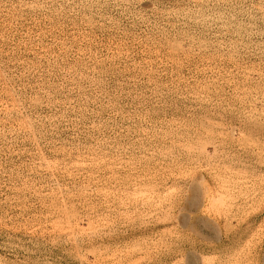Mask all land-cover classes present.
Wrapping results in <instances>:
<instances>
[{
	"label": "rangeland",
	"instance_id": "obj_1",
	"mask_svg": "<svg viewBox=\"0 0 264 264\" xmlns=\"http://www.w3.org/2000/svg\"><path fill=\"white\" fill-rule=\"evenodd\" d=\"M0 264H264V0H0Z\"/></svg>",
	"mask_w": 264,
	"mask_h": 264
}]
</instances>
